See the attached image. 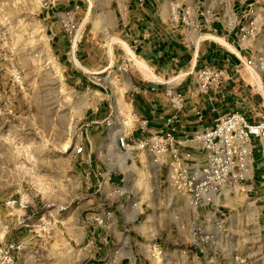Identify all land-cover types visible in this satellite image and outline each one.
<instances>
[{"label":"rangeland","instance_id":"374dc122","mask_svg":"<svg viewBox=\"0 0 264 264\" xmlns=\"http://www.w3.org/2000/svg\"><path fill=\"white\" fill-rule=\"evenodd\" d=\"M92 1L0 0V250L10 264H264L261 144L245 181L192 207L141 143L125 147L144 128L132 100L143 76L123 45L143 0ZM148 1L149 31L247 43L235 102L260 119L247 65L264 92V0Z\"/></svg>","mask_w":264,"mask_h":264},{"label":"crops","instance_id":"0c3cea01","mask_svg":"<svg viewBox=\"0 0 264 264\" xmlns=\"http://www.w3.org/2000/svg\"><path fill=\"white\" fill-rule=\"evenodd\" d=\"M134 4L140 6L138 10L141 12L137 17L135 29L132 30L133 32H128V42L126 44L123 43V45L124 47L127 45V57L129 58L130 53L137 54L136 56L145 63L147 68L149 67V72L156 79H149L143 76V80H140L138 87H136L137 89L134 90L135 95L132 96V100H134L135 110L139 117L146 121V124L144 128H134V132L133 130L128 131L129 135L126 133L128 135L127 142L135 143L140 141L162 127L164 119L173 112L169 98L165 95L166 90L179 93L183 97L182 107L178 112L179 122L175 131L176 137H188L193 132L210 126L215 117L231 111L241 113L250 122L255 121L253 118L250 119L245 113L246 106L238 107L240 102H235V99H242V88L239 87L238 89L235 82L244 81L238 66L245 58V56H242L243 53L251 51L246 42L243 43L240 40V43H238L239 38L233 42L229 41L225 35L218 32H204L203 35H195L192 40L185 42L175 32L156 31L154 29L156 23L154 28H151L153 30L149 31L146 20L151 19L149 18L151 15L146 12L144 7L151 5V2L143 0ZM244 15L245 13L239 15V22H242ZM249 16L250 14L247 17ZM157 17L161 20L158 14ZM159 20H157V24L160 26ZM246 20L247 18L244 20L245 23ZM153 21L156 22L155 17ZM250 23H254V20L252 19ZM245 26L251 28L250 32H253V25L252 27ZM239 29H242V26ZM240 36H242V33H240ZM128 48L131 49L129 50ZM259 48L260 46L257 44L254 50L256 51ZM204 65L223 67L226 71L227 79L217 88H209L202 93L197 90L195 72ZM245 65L243 63L244 67ZM247 67L250 69L253 86L258 90L257 94L264 103L263 86L258 72L251 66L247 65ZM247 72L249 73V71ZM249 85L251 86L252 84L249 83ZM236 91L237 93H235ZM247 95L249 96L247 106L254 105L255 102L252 96L250 94ZM234 96L237 97L234 98ZM111 104H115V102L109 101L107 105L109 113L113 111L112 107H110ZM107 107L104 108L105 112ZM259 109L264 113V108L263 110ZM115 112H117L116 108ZM180 149L181 151L189 150L195 153L194 148L187 146ZM199 156L198 154H192V159L195 162H200ZM158 167H160L159 164ZM115 181H118V178ZM218 195H220V192L215 195L216 199ZM213 197L212 199H214Z\"/></svg>","mask_w":264,"mask_h":264},{"label":"built area","instance_id":"2783aa9c","mask_svg":"<svg viewBox=\"0 0 264 264\" xmlns=\"http://www.w3.org/2000/svg\"><path fill=\"white\" fill-rule=\"evenodd\" d=\"M226 79L223 67L204 65L195 72L196 87L202 93L217 88ZM165 95L173 112L164 119L159 130L138 141L145 148L143 152L153 162L164 165L174 190L185 194L192 206L208 203L223 186L233 191L235 184L242 183L249 175L250 141L256 139L264 150V115L250 122L241 113L231 111L215 117L210 126L179 138L175 131L183 97L170 90H166ZM140 122L145 126V120ZM133 144H125V147H134ZM185 146L194 148L195 153L181 151L180 148ZM192 154L200 155V162H195ZM2 262H11L6 249L0 250Z\"/></svg>","mask_w":264,"mask_h":264},{"label":"bare ground","instance_id":"6f19581e","mask_svg":"<svg viewBox=\"0 0 264 264\" xmlns=\"http://www.w3.org/2000/svg\"><path fill=\"white\" fill-rule=\"evenodd\" d=\"M89 1V4L92 5V0H88ZM126 47V46H125ZM72 60L73 62L79 66L81 69H84L80 64L79 62L75 59V57L72 55ZM129 60L131 61V63L137 68V70L139 71V73L144 76V77H147L149 79H156L148 70L147 66L145 65V63L140 60L136 55H134L133 53H130L129 54ZM114 109V106L112 107ZM128 123H125V128H123L124 130V133L127 132L128 130ZM127 150V153H128V156H131L134 151H132L131 148H126ZM132 157V156H131ZM124 163V161H123ZM123 165V164H122ZM225 187V186H223ZM227 187V186H226ZM192 206V205H191ZM194 207V206H192Z\"/></svg>","mask_w":264,"mask_h":264}]
</instances>
